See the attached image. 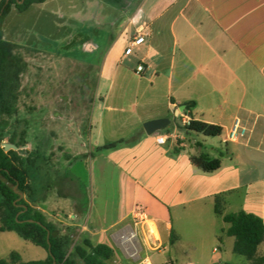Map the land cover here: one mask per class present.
Segmentation results:
<instances>
[{
  "label": "crops",
  "instance_id": "crops-1",
  "mask_svg": "<svg viewBox=\"0 0 264 264\" xmlns=\"http://www.w3.org/2000/svg\"><path fill=\"white\" fill-rule=\"evenodd\" d=\"M29 13L37 14V22L42 20L46 26L68 28L76 23L81 49L91 59L80 61L69 53L24 41L21 35L26 33L16 21ZM137 34L144 35V43L132 55H124ZM4 37L16 44L13 53L26 64L18 98L29 88L30 104L19 109L24 123L37 109L39 96L49 97L50 118L62 122L66 137L61 146H54L59 151L55 159L69 167L77 161L101 159L115 179L120 178L116 195L108 199L118 214L103 226L99 215L93 222L82 223L87 207L80 189L81 197L61 196L71 202L69 209L77 208L72 213L77 222L72 225L84 238L111 246L108 240L117 241L106 232L120 224L133 229L130 221L138 207L160 226L167 241L175 236L167 244L177 255L201 250L204 257L205 248L217 238V219L223 221L215 212L217 196L226 197L225 214L244 210L264 219V0H46L23 13L12 9L5 20ZM139 64L145 68L140 75L136 73ZM73 66L81 72L72 80L61 75ZM129 77L139 78L142 86L128 88ZM107 83V88H101ZM188 102H195V120L221 126L222 134L208 137L177 127L172 137L175 117L180 118V125L191 119L184 111L176 116ZM165 117L171 119L169 128L152 134L145 131V122ZM236 119L247 132L228 141ZM31 134L30 129V138ZM59 134L49 130L52 139ZM136 136L133 146L98 150ZM192 139L194 147L188 150ZM178 141L182 150L175 152ZM30 143L37 149V142ZM199 153L221 157V167L213 172L198 169L190 157ZM41 174L47 177L45 186L39 197L38 184L32 185L31 204L46 216L43 199L49 192V175ZM62 176L67 188L77 183ZM234 202L238 209L228 212ZM167 209L175 212L172 217ZM227 228L228 224L223 235ZM191 230L201 231L194 243L187 240ZM233 247L234 243L232 251ZM262 248L264 241L257 253ZM12 252L22 262L47 258L46 251L40 259L24 261L18 251L9 252L7 258ZM210 254L208 264H234L222 246H213Z\"/></svg>",
  "mask_w": 264,
  "mask_h": 264
},
{
  "label": "rangeland",
  "instance_id": "rangeland-1",
  "mask_svg": "<svg viewBox=\"0 0 264 264\" xmlns=\"http://www.w3.org/2000/svg\"><path fill=\"white\" fill-rule=\"evenodd\" d=\"M78 4L77 1L76 5ZM53 5L56 7L57 5L59 6V3ZM37 17L38 16L35 13H29L16 21V24L26 33L21 35V38L24 41L46 47L56 53H69L80 61L91 59V54L84 52L81 49V40L79 38L80 29L76 23L68 28L51 27L49 25L46 26V23L42 20H38L37 22ZM80 72L81 70L79 67L76 68V66H73L66 69L61 75H66L67 79L72 80ZM33 76L35 77L34 74H32V78H34ZM119 82L117 81V85L115 84L112 88H117ZM136 86H142L140 84V79L137 77H129L127 79V87L133 89ZM104 87L107 88L108 83L107 85H101V88L104 89ZM30 95L29 88H24V94L18 101V112L15 115L2 116L0 125L2 146L8 151L11 147H7L6 144H14L17 147L16 151L24 156L28 155L30 158H34L35 165L32 168L31 183L32 185L38 184L39 197L45 186L44 182H46L47 179V177L41 173H47L49 175V192L47 195L44 194L43 199V206L47 216L46 219L48 218V220L54 222L61 234L67 237V255H71L78 260L74 253V247L77 244L82 243L86 236L79 231L77 226L72 225L77 222V218L72 215L74 211L77 212V208L74 209V211L69 209L68 206L71 202L61 196L69 194L81 197V193L78 192V189H80L83 195L82 198L85 200V202H83L87 207V214L82 218V223L88 221L89 223L93 222L96 216L99 215V218L102 217L103 219L101 220L103 226L106 224L107 220L118 214V211L114 208V204L108 203V199L113 198L116 195L115 190L117 180L120 178L115 179L113 173L109 172L110 167L104 166V161L101 159L90 158L86 161H77L72 167H69L68 163L65 161H58V159H55V153H58L59 151L54 146H61L63 140L66 139L62 134V122L60 120L54 121L50 118L51 113L48 107L50 102L49 97L39 96L37 99V109L30 112L26 119L28 122L24 123V119H21V116L19 115V109L23 110V105L28 107L30 104L29 99H31ZM128 104L129 102L127 101L124 102L123 105L128 107ZM176 122L180 123V118H177ZM29 128L32 131L31 138L29 136ZM50 129L58 131L60 133L59 137L52 139L49 136ZM193 137L196 138V135H193ZM30 141L39 144L37 149L35 146L31 145ZM192 146L193 139L187 149L189 150ZM53 149L54 151H52ZM103 166L104 168L102 169ZM62 175L75 179L77 183H72L68 188L63 186L65 179ZM84 190H86V192ZM26 199L31 203V197H26ZM236 205L237 202L231 204L229 207L230 211L228 212L236 211L238 209L236 208ZM151 209L152 208H149L150 211H152ZM172 212L175 213L173 210L170 211L167 209V214L171 217ZM144 213H146L145 209H138L137 207L133 212L130 221L132 228H135L136 233L138 234L137 244L139 245V248H142L141 258L134 259L130 257L126 247L115 242V240L110 239L108 242H110L111 247L114 249L110 264H147L148 262H150V264H187L188 262H191L192 264H208L213 246H222L223 250H227L228 259L234 264H252L244 257L239 256L232 251L234 238L222 234V229L226 227L227 224L221 219H217V224L214 227L217 238L213 239V244L211 246L205 248L204 253L207 254L204 257H201V250L177 255L167 244L168 241L172 242L175 236L171 235L167 241L160 226H157L155 222L151 220L149 215L145 216ZM152 222H154V224H152ZM174 223L176 225L175 218ZM148 224L151 225V229L148 227ZM152 227L156 228V230L153 228L152 231ZM195 228H197V230L202 229V226L195 225ZM127 230V228H123V224H120L119 226L109 229L108 232H106V235L112 234V238L117 239L120 234ZM200 232L201 231L196 233L200 234ZM196 233L192 230L189 231L187 234V240L194 243ZM203 233L205 234L206 231H203ZM222 236L224 238L223 242L221 241ZM11 251H18L23 254L24 261L28 259H40L46 255L43 248L30 241L24 240L17 233L12 231H0V258L6 259L8 253ZM263 252L264 250L262 248L261 252L257 253V255L264 256Z\"/></svg>",
  "mask_w": 264,
  "mask_h": 264
},
{
  "label": "trees",
  "instance_id": "trees-1",
  "mask_svg": "<svg viewBox=\"0 0 264 264\" xmlns=\"http://www.w3.org/2000/svg\"><path fill=\"white\" fill-rule=\"evenodd\" d=\"M46 0H0V125L4 115L11 116L17 112L21 75L26 69L22 59L13 53L16 44L4 37V24L12 8L19 13L27 11L32 5ZM195 102L186 104L184 113L191 117L186 125L177 123V127L187 133H200L208 137L222 134V127L192 117ZM178 117H175V121ZM138 137L129 140L120 139L104 144L98 150L117 149L133 146ZM180 141L174 151L180 152ZM191 163L204 172H213L221 167V157L212 158L207 153L194 154ZM34 158L24 156L2 146L0 136V231H12L24 240L30 241L47 252L45 260L22 262L17 252L9 258H1L0 264H110L114 249L105 243H93L84 238L82 243L74 247L78 260L67 255L68 239L61 234L57 226L48 222L44 213L29 203L26 197L33 194L32 168ZM226 197L219 195L215 200V212L228 224L226 235L234 238L233 251L252 264H264V256H258L259 245L264 241V219L256 214L240 210L235 213H224ZM80 261V262H79ZM222 264V263H217Z\"/></svg>",
  "mask_w": 264,
  "mask_h": 264
},
{
  "label": "built area",
  "instance_id": "built-area-1",
  "mask_svg": "<svg viewBox=\"0 0 264 264\" xmlns=\"http://www.w3.org/2000/svg\"><path fill=\"white\" fill-rule=\"evenodd\" d=\"M145 41L144 35L143 34H137L135 37H133L129 42H128V46L125 48L124 50V55L129 56L132 55L134 52L135 48L140 47ZM145 71V68L142 64H139L136 67V73L137 74H143V72ZM189 121H184L183 125L188 124ZM177 129V126L175 125L174 127V131L172 132L171 136L174 137L175 136V131ZM247 132V128L244 127L239 119H236L235 122L233 123L232 127L230 128V130L228 131L227 137L226 139L228 141H236L239 138L245 136ZM138 209H143V208H138ZM145 216H147L146 213H144ZM154 224V222H152ZM151 225L148 224V227H150ZM151 229V227H150ZM131 236L136 243V247H128L124 245L123 240L127 237ZM137 240H138V234L136 233L135 228L130 229L125 231L124 233L120 234L116 241L121 244L122 246L127 248L128 254L130 257L134 258V259H140L141 258V250L142 248H139V245L137 244ZM146 260V259H145ZM147 264H150V262H148Z\"/></svg>",
  "mask_w": 264,
  "mask_h": 264
},
{
  "label": "water",
  "instance_id": "water-1",
  "mask_svg": "<svg viewBox=\"0 0 264 264\" xmlns=\"http://www.w3.org/2000/svg\"><path fill=\"white\" fill-rule=\"evenodd\" d=\"M185 107H186L185 105H181L176 113V116H178L179 112H183ZM170 126H171V119L168 117L153 119L144 123V129L148 134H152L159 130H165ZM6 146L11 147V149L13 150L17 149L16 145L14 144H6ZM52 264H55V261Z\"/></svg>",
  "mask_w": 264,
  "mask_h": 264
},
{
  "label": "bare ground",
  "instance_id": "bare-ground-1",
  "mask_svg": "<svg viewBox=\"0 0 264 264\" xmlns=\"http://www.w3.org/2000/svg\"><path fill=\"white\" fill-rule=\"evenodd\" d=\"M153 224V223H152ZM153 228L154 227H152V231H153ZM155 230H156V228H154ZM123 242H124V245L125 246H128V247H136V243H135V240L131 237V236H129L128 238L126 237L124 240H123Z\"/></svg>",
  "mask_w": 264,
  "mask_h": 264
}]
</instances>
